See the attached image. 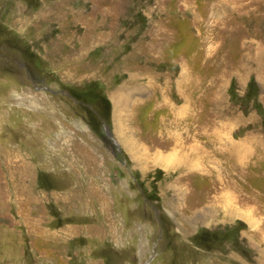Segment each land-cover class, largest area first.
I'll return each mask as SVG.
<instances>
[{
  "label": "rangeland",
  "instance_id": "obj_1",
  "mask_svg": "<svg viewBox=\"0 0 264 264\" xmlns=\"http://www.w3.org/2000/svg\"><path fill=\"white\" fill-rule=\"evenodd\" d=\"M1 65L4 81L35 82L47 143L98 160L51 167L76 173L82 193L43 226L96 225L106 211L137 242L119 253L130 264H264V0H0ZM170 134L175 149L151 144ZM172 154L175 168L161 166ZM93 184L106 201L86 198ZM17 205L0 198V264H80L82 247L38 243Z\"/></svg>",
  "mask_w": 264,
  "mask_h": 264
},
{
  "label": "crops",
  "instance_id": "obj_2",
  "mask_svg": "<svg viewBox=\"0 0 264 264\" xmlns=\"http://www.w3.org/2000/svg\"><path fill=\"white\" fill-rule=\"evenodd\" d=\"M0 67L2 68V65ZM2 70L4 72L3 68L0 69V72ZM3 74L0 77V168H5L4 173H7L10 178H3V169L0 171V190L3 192L0 194V198L13 195L17 200V206L21 204L22 200L17 212L20 216V224L25 225L33 235L38 234L37 238L40 241L38 243L45 244L47 235L51 236L52 233L60 238L61 246L82 247L81 250L75 252V258L72 255L66 256L64 253V262H66V257H73L80 264H91L96 261H101L102 264L103 262L105 264L131 262L132 255L124 257L119 256V253L123 254L122 252L130 250L131 244L135 246L137 242L126 243L125 241L130 239L127 229H122L121 225L114 223L106 211L102 220H96V225L90 224L92 221L89 218L86 220L77 218V222L71 226L70 223L56 224L50 227L43 226L44 215L47 216L50 212L49 218L51 216V205L72 209L75 207L73 200L77 198L78 193H82L78 186L81 183L78 175L70 173V176L66 177L58 170L60 166L69 167L70 172H74L72 168L75 166H82L83 163L97 165L98 160L92 158L84 160L82 153L84 147L81 143L71 142L67 147L61 144L57 145V143H47L48 138L45 139V132L48 135L51 134V114H47L45 111L36 114L29 104L34 105L35 82L14 76L4 81ZM13 74L18 75L17 73ZM25 81L31 82L30 93L27 84H23ZM23 86H26L24 90ZM20 93H24L23 96H27L28 99L25 98V101L20 102ZM3 108H7L8 111H2ZM2 118L6 119L5 123L2 122ZM35 119H41L40 122L38 120V123L42 125V133L36 129L38 127L30 126L36 121ZM40 135H42L41 138ZM86 146L85 150L90 151L91 147ZM90 157H92L91 154ZM52 166L59 168L52 173ZM91 176L89 175V178ZM89 182L94 183L93 181ZM97 186V184H93L83 193L86 194V198L106 201L105 194L99 191ZM94 204L96 205L97 202ZM67 219L69 216H66ZM33 237L36 239L35 236ZM96 253H100L98 259L94 256ZM136 262L139 261L135 260ZM211 263L214 264V261ZM61 264H63V260ZM151 264H156V260Z\"/></svg>",
  "mask_w": 264,
  "mask_h": 264
},
{
  "label": "bare ground",
  "instance_id": "obj_3",
  "mask_svg": "<svg viewBox=\"0 0 264 264\" xmlns=\"http://www.w3.org/2000/svg\"><path fill=\"white\" fill-rule=\"evenodd\" d=\"M183 90H182V94H183V96H184V101L186 100L187 102H189V96H187L186 95V92H188L189 91V85L187 84V82L185 81L186 80V78L184 77V75H183ZM2 91V90H1ZM3 92V91H2ZM202 108H203V106H202ZM174 109H172V111H173ZM172 111H170V112H172ZM203 111V110H202ZM174 112H172V114H173ZM186 113V112H185ZM185 115V114H184ZM202 116V118H201V120H200V117ZM186 118V117H185ZM187 118L189 119V120H191V118H192V116L191 115H187ZM184 119V118H183ZM186 120V119H185ZM192 120H194L193 118H192ZM199 122L201 121V124H203V121H204V114L202 113V114H199ZM183 122H184V120H183ZM191 122V121H190ZM188 123V122H187ZM190 124V123H189ZM10 126V125H9ZM189 126V125H188ZM8 128V127H7ZM168 129V128H167ZM201 129V128H200ZM2 130V129H1ZM6 130V129H5ZM4 130V131H5ZM167 132V131H166ZM172 132V131H171ZM192 132V131H191ZM161 133V132H160ZM187 133V132H186ZM7 134H9L8 133V131H7ZM206 133H204V138H205V140L207 141V138H208V136H206L205 135ZM159 135V134H158ZM200 135V134H199ZM9 136H11V135H9ZM13 136V135H12ZM193 136V135H192ZM215 137V136H214ZM175 135H173V134H170L168 137H166V138H162V136L161 137H159V138H156L155 139V142L154 141H152L151 142V144L153 143L154 144V146L155 147H159V148H164V149H167V148H172V149H175L177 146H176V143H175ZM203 138V139H204ZM142 139V138H141ZM149 139H146V141H148ZM5 141H6V139H5ZM143 141V140H142ZM151 141V140H150ZM146 144V143H145ZM132 145V144H131ZM133 145H136L135 143L133 144ZM202 147H204V146H202ZM150 148V147H149ZM196 155H197V157H199V159H202V157L204 156V154H203V152H202V150H200L199 152L198 151H196ZM198 153H200V154H198ZM217 153V152H216ZM174 154H172V156H169V157H160V161H164L163 163L161 162V166H163V167H170V168H168V169H172V167H173V169L175 168L174 166H172V165H170L171 163H173V162H175L176 160H177V158L175 157V156H173ZM216 155V154H215ZM208 157V155L207 156H205L204 157V160L206 159ZM175 158V159H174ZM177 165V164H176ZM165 169H167V168H165ZM172 169V170H173ZM187 169H190V167H187ZM194 169V168H193ZM204 171V170H203ZM176 172V171H175ZM198 172V171H197ZM189 173V172H188ZM204 173V172H203ZM195 174V173H194ZM210 174V173H209ZM183 175H184V172H183ZM179 176H181V175H179ZM200 176V175H199ZM203 176V175H202ZM206 176H207V174H206ZM213 176H215V175H213ZM211 177V176H210ZM209 177V178H210ZM180 178H182V177H178L177 176V178L176 179H180ZM216 179V178H215ZM216 184V183H215ZM204 185V184H203ZM206 186V188H207V185H205ZM200 187V186H199ZM205 188V189H206ZM207 190V189H206ZM201 191V190H200ZM211 191V190H210ZM207 192V191H206ZM219 192V191H218ZM208 193V192H207ZM216 193V192H215ZM220 193V192H219ZM205 194V193H204ZM204 196V195H203ZM208 200V199H207ZM200 205V204H199ZM195 206V205H194ZM214 209V208H213ZM217 211V210H216ZM213 213H215V212H213ZM232 249V248H231ZM226 251V250H225ZM215 252V251H214ZM218 252V251H217ZM235 252V251H234ZM197 254V253H196ZM231 254V253H230ZM202 256V255H201ZM213 257V256H212ZM228 257V256H227ZM231 258V257H230ZM197 259V258H196ZM210 259V258H209ZM208 259V260H209ZM215 259V258H214ZM198 260V259H197ZM230 260V259H229ZM228 260V261H229ZM237 261V260H236ZM235 261V262H236ZM239 261V260H238ZM230 262V261H229ZM244 262V261H243ZM233 263V262H232ZM212 264V263H211Z\"/></svg>",
  "mask_w": 264,
  "mask_h": 264
}]
</instances>
